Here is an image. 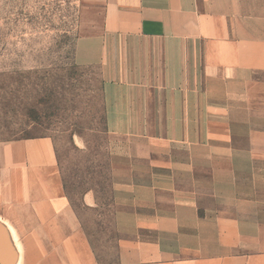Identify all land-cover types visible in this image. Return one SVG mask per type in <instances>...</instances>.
I'll list each match as a JSON object with an SVG mask.
<instances>
[{"label":"crops","instance_id":"obj_1","mask_svg":"<svg viewBox=\"0 0 264 264\" xmlns=\"http://www.w3.org/2000/svg\"><path fill=\"white\" fill-rule=\"evenodd\" d=\"M101 77L113 260L53 139H0V264H264V0H80Z\"/></svg>","mask_w":264,"mask_h":264},{"label":"rangeland","instance_id":"obj_2","mask_svg":"<svg viewBox=\"0 0 264 264\" xmlns=\"http://www.w3.org/2000/svg\"><path fill=\"white\" fill-rule=\"evenodd\" d=\"M80 0H0V139L48 135L99 259L113 260L101 77L74 60Z\"/></svg>","mask_w":264,"mask_h":264}]
</instances>
